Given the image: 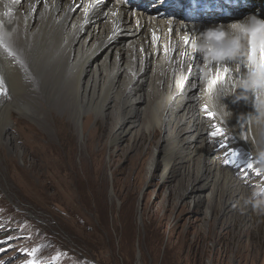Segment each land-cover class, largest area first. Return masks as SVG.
I'll use <instances>...</instances> for the list:
<instances>
[{
	"label": "rangeland",
	"instance_id": "1",
	"mask_svg": "<svg viewBox=\"0 0 264 264\" xmlns=\"http://www.w3.org/2000/svg\"><path fill=\"white\" fill-rule=\"evenodd\" d=\"M242 3L229 16L251 9ZM257 13L264 17V7ZM129 40L120 35L110 64L116 46L123 55ZM94 70L83 78L88 91L74 99L80 110L59 88L37 120L20 110L10 118L8 143H0V264H264L261 173L248 162L232 165L225 146L207 142L204 156L222 153L221 165L261 207L245 202L229 209L231 190L214 185L198 192L195 205V195L183 191L198 163H169L173 144L169 130L151 122L149 78L139 90L142 99L124 107L119 94L130 75L116 72L115 87H108L104 74L95 88ZM132 108L134 115H127ZM123 121V128L132 127L112 143Z\"/></svg>",
	"mask_w": 264,
	"mask_h": 264
},
{
	"label": "bare ground",
	"instance_id": "2",
	"mask_svg": "<svg viewBox=\"0 0 264 264\" xmlns=\"http://www.w3.org/2000/svg\"><path fill=\"white\" fill-rule=\"evenodd\" d=\"M108 1L0 0V143H8L4 131L15 111L37 120L59 88L70 97L74 110L83 108L74 99L81 90L88 91L89 82L85 88L82 84L91 68L95 88L104 74L108 87H115L116 72L130 75L119 94L124 107L142 99L139 90L149 78L151 122L169 130L173 144L169 163L173 167L198 163L193 169L196 177L189 179L183 195H195L191 202L196 205L198 192L214 185V190H231L225 193L234 202L229 209L245 202L254 205L235 173L221 165L222 153L205 157L203 152L207 142L223 145L232 165L248 162L264 178V27L245 31L243 39L231 43L225 42L224 33L211 34L204 44L207 56L194 51V41L207 28H226L250 14L264 19L257 13L264 0H111L112 5ZM242 2L251 9L229 16ZM151 4L159 9L150 11ZM121 34L133 40L123 55L122 45L116 46L110 64ZM65 74L71 76L69 81L62 79ZM245 77L250 79L248 91L240 89ZM240 96L245 99L234 100ZM134 113L132 108L127 115ZM124 125L125 121L111 137L112 143L132 127Z\"/></svg>",
	"mask_w": 264,
	"mask_h": 264
},
{
	"label": "clouds",
	"instance_id": "3",
	"mask_svg": "<svg viewBox=\"0 0 264 264\" xmlns=\"http://www.w3.org/2000/svg\"><path fill=\"white\" fill-rule=\"evenodd\" d=\"M264 27V19H261L259 16L250 14L244 20L234 21L230 23L226 28L222 26L217 27H210L205 29L204 31L200 32L196 35V39L194 41V51L199 53L201 56H207L208 49L204 46L205 42L207 41L208 37L216 32L224 33L225 35V42L231 43L233 40H241L243 39L244 32H251L256 30L257 28ZM250 79L245 77L240 84V89L242 91L250 90ZM251 87H258V85H251ZM241 99H245L244 96H240L237 100L234 98L235 101H239ZM261 158H264V153H261ZM258 193L254 192L252 194V199L255 201V197ZM255 205L257 208H260V202L255 201Z\"/></svg>",
	"mask_w": 264,
	"mask_h": 264
},
{
	"label": "snow or ice",
	"instance_id": "4",
	"mask_svg": "<svg viewBox=\"0 0 264 264\" xmlns=\"http://www.w3.org/2000/svg\"><path fill=\"white\" fill-rule=\"evenodd\" d=\"M252 51L255 52V49L253 48ZM261 58H262V60H264V46L261 47ZM210 115H212V114H210ZM213 135H216V133H213ZM225 163H228V161H225ZM249 167H251V165H249Z\"/></svg>",
	"mask_w": 264,
	"mask_h": 264
}]
</instances>
